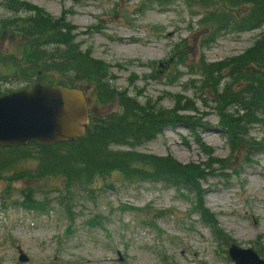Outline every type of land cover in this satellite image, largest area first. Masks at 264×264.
I'll list each match as a JSON object with an SVG mask.
<instances>
[{"label":"rangeland","instance_id":"rangeland-1","mask_svg":"<svg viewBox=\"0 0 264 264\" xmlns=\"http://www.w3.org/2000/svg\"><path fill=\"white\" fill-rule=\"evenodd\" d=\"M14 1L37 7L70 27L81 50L107 66L112 88L166 109L175 106L177 95L195 102L200 114L188 115L202 119L198 128H167L156 140L138 147L139 152L202 165L209 156L200 141L212 148L214 158L231 157L232 163L226 171L228 179L211 176L202 182L201 195H180L162 184L117 182L119 176L112 175L76 192L73 221L57 204V189L63 184L59 178L12 185L0 180V264H233L229 257L233 242L264 251V151L249 161L245 153L231 154L218 114L204 109L202 98L214 105L213 97L201 93L200 76L192 75L189 68L202 59L214 63L243 54L264 28L224 34L203 47L210 28L200 21L215 7L200 8L195 5L200 0H190L194 7L188 0H163L165 4L161 0ZM246 8L233 12L243 14ZM22 9V17L38 13ZM26 44V38L0 27V75L25 65ZM177 51L186 54L178 66ZM45 82L60 84L62 76L47 73ZM0 86L7 94L26 89L25 83L10 78L0 80ZM78 87L90 113L116 109L114 102L100 101L94 84ZM203 112L207 115L201 116ZM250 136L262 139L264 127H251ZM26 187H33L36 199L50 201L52 209L38 213L14 204L23 201ZM199 204L217 223L203 219L196 209ZM97 221L101 225L91 227ZM19 248L29 262L19 261Z\"/></svg>","mask_w":264,"mask_h":264},{"label":"trees","instance_id":"trees-1","mask_svg":"<svg viewBox=\"0 0 264 264\" xmlns=\"http://www.w3.org/2000/svg\"><path fill=\"white\" fill-rule=\"evenodd\" d=\"M12 1L18 8L38 12L41 18L18 19L10 24L14 33L27 39L23 51L25 65L16 67L12 74L0 75V80L8 82L10 78L30 88L35 80L36 83L53 84L45 82V76L54 72L62 76L58 85L64 87L94 84L99 89L100 101H112L116 109L102 115L90 113V130L76 142L53 146L34 142L24 147L0 146V180L12 185L59 178L63 184L57 189V204L73 221L76 192L112 175L119 176L117 182L162 184L180 195L184 192L201 195L202 182L208 177L221 175L228 179L226 171L231 166V157L214 158L212 148L200 141L198 143L209 156L208 162L202 165L183 164L170 155L158 156L137 150L156 140L167 128L181 125L191 130L198 128L202 119L188 115V112L200 114L192 99L177 95L175 106L166 109L152 100L142 103L128 91L112 88L107 66L92 58L90 52L81 50L70 27L37 7L34 10L28 4ZM161 3L166 1L161 0ZM188 5L203 9L215 7L200 21L202 26L210 28L202 41L203 47H209L224 34L264 28V0H200L195 5L188 0ZM240 6H247L245 13L233 12ZM177 52L178 66L184 63L186 54ZM189 68L192 75L200 76L201 93L213 97L211 103L214 105L202 98L204 109L218 114L231 154L245 153V160L249 161L252 155L264 151V137L257 140L250 136L251 127L258 124L264 127V30L243 54L214 63L202 59ZM4 94L7 93H3L0 86V96ZM206 115L201 113V116ZM28 162H34L36 167H26ZM35 194L33 187H26L23 201L14 204L38 213L52 209L50 201L36 199ZM196 209L204 220L217 223L203 204ZM100 225L98 221L91 223V227Z\"/></svg>","mask_w":264,"mask_h":264},{"label":"water","instance_id":"water-1","mask_svg":"<svg viewBox=\"0 0 264 264\" xmlns=\"http://www.w3.org/2000/svg\"><path fill=\"white\" fill-rule=\"evenodd\" d=\"M89 130V107L82 89L38 81L31 88L0 96V146L76 142ZM19 253L21 263L29 262L20 248ZM229 256L233 264H264L254 249L236 243L230 244Z\"/></svg>","mask_w":264,"mask_h":264},{"label":"flooded vegetation","instance_id":"flooded-vegetation-1","mask_svg":"<svg viewBox=\"0 0 264 264\" xmlns=\"http://www.w3.org/2000/svg\"><path fill=\"white\" fill-rule=\"evenodd\" d=\"M21 8L16 7L12 0H0V27H2L4 30L15 31L13 29L14 27L10 26L12 22L18 19L24 20V19H30V18H41V16H39L38 13H35V12H33L35 13V15L28 16V17H22L20 16L21 11L19 10ZM22 10H25V12H31V11H28V9L26 8H23ZM7 62H12V61L7 60ZM40 64H43V63H40ZM240 247L243 249H254V251L258 254V256L264 260V251L259 250V249L257 250L256 248H244L242 246Z\"/></svg>","mask_w":264,"mask_h":264}]
</instances>
